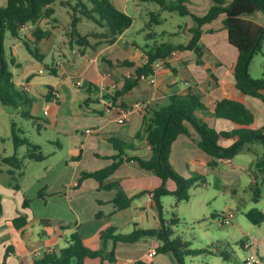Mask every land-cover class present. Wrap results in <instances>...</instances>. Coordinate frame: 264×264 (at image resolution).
<instances>
[{
    "label": "crops",
    "instance_id": "obj_1",
    "mask_svg": "<svg viewBox=\"0 0 264 264\" xmlns=\"http://www.w3.org/2000/svg\"><path fill=\"white\" fill-rule=\"evenodd\" d=\"M185 5L192 14L204 16L213 3L211 0H186ZM122 9L121 11L127 13L125 5ZM224 18L225 16H221L203 27L200 44L203 46L205 65H198L196 56L191 51L173 52L167 60L155 63L153 76L139 81L129 94L115 103L105 99L104 93L112 91L113 85H116V89L121 88L127 78L134 80L135 68H111L104 60H130L139 65H143L148 60L140 50L141 47L125 39L126 32L117 37L113 44H101L97 50H88L83 56L80 55L79 49L71 48L68 43L69 50L59 48L56 52L59 57L52 59L48 72L51 73L50 68L55 70L56 78L62 72L64 78L60 81L51 83V81L38 80L37 76L42 74L39 72L40 68L35 67V73L27 71L18 77L17 81L14 79L15 84L20 88L25 83L29 85L31 89L29 94L32 96L34 92L39 93L40 99L34 101L32 108L37 107L40 112L43 110V114L48 112L49 115L53 111H55L53 114H60L62 110L68 109L72 117L78 118L79 122L68 129L55 127L54 131L59 136L55 146L59 152L66 151V153L59 160L51 162L48 156L45 161L39 162V165L44 164L43 168L39 174L36 171L33 177L35 183L29 188L26 189L24 183L25 180H29L27 160L21 170L23 176L17 183L12 181L8 173L9 168L0 169L1 174L5 171L11 178L10 183L0 182V264H4L6 250L9 251V256L5 264H33L44 252L60 251L68 246L69 236L76 231L85 246L96 251L101 248L100 233L109 226L117 229L121 234L141 229L156 230L160 227L151 192L159 188L162 182L155 175L139 169L135 162L124 163L114 176L105 182V184H119L129 196L144 192L128 209L114 213L115 207L112 203L116 194L114 189H99V184L91 179L78 185L81 172H95L112 163L110 157L116 152L107 141L111 135L134 143L135 150L132 154L144 159L150 158L151 146L147 141L144 138L134 139L143 123V113L134 111L127 124L117 123L119 111L131 107L136 101L147 102L149 107H160L168 104L172 95L185 97L189 94H198L205 106L212 109L219 100L227 98L243 102L254 116L255 113L263 115L261 120L255 119L254 129L264 125V103L260 99L246 96L234 86L235 80L230 69L236 62L238 52L228 44L227 29L222 24ZM160 21L163 24L166 19ZM57 22L53 24L52 35L39 44L45 56L55 55L53 39L57 35L55 32L60 29L59 21ZM51 24L50 20H43L37 26L30 24L21 31L20 37L33 41L31 34L38 26L48 29ZM192 26L191 17H187L184 29L188 30ZM186 33L189 40L190 34L187 31ZM163 36L171 38L175 35L165 32ZM13 39L18 40L15 37ZM187 40L178 43L168 40L167 43L185 44ZM12 64L15 67L21 66L16 58ZM75 77H78L76 81L73 80ZM90 85L98 90L95 96H90L88 93ZM72 87L76 88L75 91ZM49 88L53 90L51 93ZM47 96L49 98H46ZM90 97L93 100L86 103ZM197 115L206 123L207 120L213 121L214 128L219 132H228L237 128V125L230 121L207 115L202 111L197 112ZM60 126L63 124L60 123ZM38 127L41 128L42 125ZM188 128L190 135L178 136L174 142L170 162L180 174L192 172L201 175L209 169L210 158L199 149L198 134L191 127ZM88 129L92 131L91 134H86L85 131ZM60 138H63V141ZM220 144L229 147L233 144V140L222 139ZM254 146L246 145L242 151L244 154H252ZM52 156L56 157L55 153ZM255 161L256 159L252 160L253 164ZM226 165H230L233 170L243 169L235 159L231 160V164ZM17 176L18 173L15 174V177ZM17 184L19 189L14 188ZM167 187L170 191L176 189L173 181H169ZM26 199L33 201L28 208L23 207ZM260 210L264 212V209ZM18 212L27 216L28 223L25 227L16 228L12 222L18 216ZM100 212L103 216L96 218V214ZM42 221L51 223L43 225ZM65 226L71 228L64 229ZM262 226L264 227V223L258 228ZM160 246L161 243L154 238H146L136 244L120 243L116 247V264H133L137 261L177 264L170 253L150 256L151 251L157 252ZM241 247L252 250V240L245 238L241 242ZM109 249H112V244H109ZM258 256L264 262V258L259 254ZM86 264L109 263L100 259H87Z\"/></svg>",
    "mask_w": 264,
    "mask_h": 264
},
{
    "label": "trees",
    "instance_id": "obj_2",
    "mask_svg": "<svg viewBox=\"0 0 264 264\" xmlns=\"http://www.w3.org/2000/svg\"><path fill=\"white\" fill-rule=\"evenodd\" d=\"M89 5L79 2L72 7L70 31L67 34L68 45L71 48L79 49L83 56L88 50H97L101 44L111 45L117 37L122 36L134 22L133 17L120 11L115 7L111 0H88ZM213 5L204 16L192 14L186 7V0H141L143 3H155L161 6L165 12L177 13L187 18L191 17L193 26L186 30L190 34V39L185 44L159 43L151 48L140 49L146 56V63L136 64L130 60L106 61L111 68H135V79L127 78L121 88L104 93L105 99L117 102L120 98L129 94L143 78H149L155 74L154 66L158 61L167 60L173 52L191 51L195 54L197 64L205 65L203 60V46L200 40L203 35V27L211 24L221 16H225L222 24L227 29L228 44L238 52L236 62L231 67V72L235 80V88L248 97L260 99L264 103V67L263 75L260 79H253L249 74V66L254 56L262 50L264 44V0H211ZM56 0H6V6L0 7V103L9 108L19 111L24 119L35 120L31 114L35 97L28 91L18 87L14 82V73L9 69L5 59L4 35L10 32L11 37L23 41L32 57L39 62L43 61L44 54L39 48L41 41L48 39L52 35L53 24L58 23L54 18V7ZM66 2V6H69ZM82 19L93 22L104 30V34L90 33L82 35L78 31V26ZM152 19H157L153 16ZM43 20H50L51 27L48 29L39 26L31 34L33 41L22 39L20 33L28 25H39ZM161 21L158 20L157 23ZM95 41L94 43H92ZM139 48V47H138ZM15 58L12 56V63ZM52 75L55 70L50 68ZM53 91L49 88V93ZM90 96H95L98 90L93 85L88 88ZM46 98H49L47 96ZM92 97L88 102L92 101ZM98 101V100H97ZM202 111L207 115L222 118L237 125V128L228 132H217L215 129L202 120L197 112ZM255 116L246 108L243 102L223 98L219 100L212 109H208L202 102L198 94H189L185 97L172 95L169 97L168 104L164 106L148 107L143 114V123L134 139H145L151 146V156L144 159L132 154L135 144L126 142L123 139L111 135L107 141L116 152L110 159L112 163L95 172H81L78 178V185L83 181L91 179L99 184V189H114L116 194L112 200L115 207L114 213L128 209L133 201L142 196L144 192L129 196L119 184H105L116 171L126 162H135L139 169L155 175L161 180L159 188L151 192L152 200L155 203L160 227L156 230H135L128 234L118 233V230L109 226L100 233L101 248L93 251L85 246L78 232H73L68 238V246L60 251L44 252L33 264H86L87 259H100L102 262L108 261L109 264H116V247L118 244H136L146 238H154L161 243L157 248V255L172 254L177 264H185V257L198 256L201 252L190 249L188 242L174 236L173 225H177L179 220L175 212L166 221L163 215L164 206L162 199L165 196L175 198V208L182 202H188L190 192L198 186L205 184V177L195 174L193 177L185 178L180 175L170 162L171 148L174 142L181 135H190L191 127L199 136L198 146L201 151L210 158L209 167L217 168L219 160H233L246 145L259 143L263 146L261 156L255 161V168L261 176L264 185V125L254 129ZM11 131L13 136L14 154L4 157L3 162L9 168L8 173L12 181L16 182L23 176L21 170L25 166V161L43 162L47 156L42 153L41 146L32 143L27 137H22L23 133L12 123ZM233 140L229 147H223L221 140ZM25 146L26 151L21 157L19 149ZM18 176L15 177V174ZM173 181L176 189L170 191L167 183ZM19 184L15 189H19ZM248 190L252 192L251 201L258 203L262 190L257 183H252ZM30 200H25L23 207L28 208ZM103 214L97 213L96 218ZM246 220L253 226H260L264 223V212L258 208L249 210L244 215ZM16 228L25 227L28 223L27 216L18 212V216L12 221ZM51 222L42 221L43 225ZM71 228V226H65ZM112 244V249H109ZM224 259L229 258V254L221 252ZM9 256L6 250L4 264ZM133 264H152L146 261H137Z\"/></svg>",
    "mask_w": 264,
    "mask_h": 264
},
{
    "label": "rangeland",
    "instance_id": "obj_3",
    "mask_svg": "<svg viewBox=\"0 0 264 264\" xmlns=\"http://www.w3.org/2000/svg\"><path fill=\"white\" fill-rule=\"evenodd\" d=\"M66 2L70 3L69 6L65 5ZM79 2L89 5L88 0H56V3L53 5L56 12L54 13V17L59 21L60 29L55 32L57 35L53 39L55 42L53 46L55 55L45 56L42 62L35 61L22 40H14L10 36V32L5 33L4 56L9 69L14 73L15 81L18 80V77L27 73V71L35 73L34 67L45 70L44 74L37 76V79L40 81H51L53 83L64 78L62 72L56 78L52 73L48 72V68L51 65L52 59L59 57V54L56 53L59 48L69 50L67 34L70 31L71 14L73 13L72 7L78 5ZM111 2L120 11L123 10V5L126 6L125 10L128 15L133 17L134 22L126 31L125 39L136 43L141 49H146L145 47L147 46L151 48L154 44H159L160 42L167 43L168 40L174 43L187 40L186 29H184L187 24V18L177 13L165 12L158 4L143 3L141 0H111ZM5 6L6 0H0V7ZM153 16H156L157 19H152ZM161 19H166V22L163 24L157 23ZM78 31L82 35L90 33L104 34V30L86 19H82V22L78 26ZM165 32L167 34L173 33L175 36L166 38L163 36ZM12 56L16 58L21 66L15 67L12 64ZM263 67L264 44L262 50L254 56L249 66L250 76L255 80L262 78ZM77 79L78 77H75L73 80L76 81ZM74 89L72 87L73 91H75ZM39 96V93L34 92L35 101H39ZM30 112L33 116H37L35 120L24 119L20 116L18 110L0 103V169L6 170L8 168L4 164L3 158L14 154V140L11 131L12 123L23 133L22 137H27L32 143L41 146L42 153L47 157L49 156L50 160H52L51 162L59 160L66 153V151L59 152L56 148V139L59 136L55 133L54 129L55 127L68 129L72 125H76L79 119L72 117L68 109L62 110L60 114H53L55 112L53 111L51 115L48 112L43 114V110L40 112L37 107L32 108ZM262 118V114L258 115V113H255V119L261 120ZM60 123L63 126H60ZM207 124L210 128L215 129L213 121L207 120ZM38 125H42V127L39 128ZM215 130L219 132L217 129ZM60 139L63 141V138ZM126 142L131 143L128 140ZM252 145H255L252 154H244L241 151L234 158L243 169L233 170L229 167L230 165L222 163L217 168L209 167L205 173L201 174L205 177V184H198L190 192L188 202H182L175 208V198L173 196H165L162 199L165 220L168 221L174 212L176 218L179 220L178 224L172 227L175 231L174 236L188 242L190 249L201 252L198 256H186L185 264H246L248 259L256 255L258 256V254L264 258V227L258 228V226L251 225L244 216L253 208L264 209V185L261 182V176L256 170L255 164L252 162L253 159L261 156L263 146L259 143ZM25 151L26 147H21L19 149L20 156L24 155ZM53 153H55L56 157L52 156ZM26 162L29 180H25L24 183L27 189L34 185V174L36 171L39 174L44 164L39 165L36 162ZM180 175L189 178L195 174L184 172V174ZM253 181H256L262 190L258 203L250 200L253 193L248 190V186ZM0 182H11V178L5 171L3 174L0 173ZM228 208L235 210L237 214L232 224L224 227L218 220V214H222ZM245 238L252 240V250L241 247V242ZM221 252L228 253L229 258L224 259L220 255Z\"/></svg>",
    "mask_w": 264,
    "mask_h": 264
},
{
    "label": "built area",
    "instance_id": "obj_4",
    "mask_svg": "<svg viewBox=\"0 0 264 264\" xmlns=\"http://www.w3.org/2000/svg\"><path fill=\"white\" fill-rule=\"evenodd\" d=\"M39 72H40V74H43V73H45V70L40 69ZM76 85L79 86L80 84L76 83ZM22 89H24L25 91H28L29 93L31 90L29 85H27L26 83L22 85ZM112 89L113 90L116 89V85H113ZM148 107H149V105L147 104V102H142V101L137 102L136 101L135 103L132 104L131 107L121 109L119 111L118 118H117L118 125L127 124L129 122V120L131 119V116H132L134 111L141 112L144 114V112L146 111V109ZM85 132H86V134L92 133V131L90 129L86 130ZM219 162L222 164H231L230 159H228V160L220 159ZM236 214L237 213L235 210H227V211L223 212L222 214L218 215V220L222 226L227 227V226H230L232 224L233 219L235 218ZM248 247H250V246L248 245ZM155 255H157V252L152 250L150 253V256L154 257ZM246 264H264V262H262V259L256 255V256H253L252 258L248 259L246 261Z\"/></svg>",
    "mask_w": 264,
    "mask_h": 264
}]
</instances>
